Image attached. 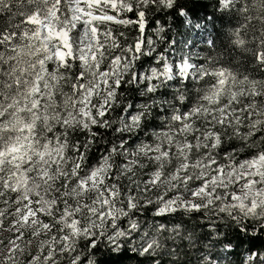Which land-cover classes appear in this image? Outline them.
I'll use <instances>...</instances> for the list:
<instances>
[{
	"label": "clouds",
	"instance_id": "1",
	"mask_svg": "<svg viewBox=\"0 0 264 264\" xmlns=\"http://www.w3.org/2000/svg\"><path fill=\"white\" fill-rule=\"evenodd\" d=\"M0 264H264V0H0Z\"/></svg>",
	"mask_w": 264,
	"mask_h": 264
}]
</instances>
